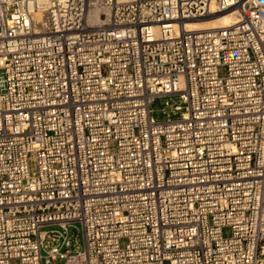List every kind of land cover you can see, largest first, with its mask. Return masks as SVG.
<instances>
[{"label":"built area","instance_id":"2783aa9c","mask_svg":"<svg viewBox=\"0 0 264 264\" xmlns=\"http://www.w3.org/2000/svg\"><path fill=\"white\" fill-rule=\"evenodd\" d=\"M0 264H264V0H0Z\"/></svg>","mask_w":264,"mask_h":264},{"label":"bare ground","instance_id":"6f19581e","mask_svg":"<svg viewBox=\"0 0 264 264\" xmlns=\"http://www.w3.org/2000/svg\"><path fill=\"white\" fill-rule=\"evenodd\" d=\"M235 19L236 17L233 13L226 12L223 14L211 15L206 18L189 20L187 21L186 27L188 30H197V31L212 30L216 28L229 26L233 22H235Z\"/></svg>","mask_w":264,"mask_h":264},{"label":"rangeland","instance_id":"374dc122","mask_svg":"<svg viewBox=\"0 0 264 264\" xmlns=\"http://www.w3.org/2000/svg\"><path fill=\"white\" fill-rule=\"evenodd\" d=\"M166 99H163V101H160L157 103L155 109H156V112H155V115L158 116V117H162V112H161V109L163 108V104H164V101ZM77 226L80 228L79 224H77ZM75 228H70V230L73 232ZM80 242L83 243V238H82V235H80Z\"/></svg>","mask_w":264,"mask_h":264}]
</instances>
